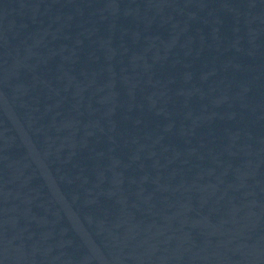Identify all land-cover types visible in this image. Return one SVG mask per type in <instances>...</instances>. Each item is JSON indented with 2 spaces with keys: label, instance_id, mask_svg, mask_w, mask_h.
I'll return each instance as SVG.
<instances>
[{
  "label": "water",
  "instance_id": "water-1",
  "mask_svg": "<svg viewBox=\"0 0 264 264\" xmlns=\"http://www.w3.org/2000/svg\"><path fill=\"white\" fill-rule=\"evenodd\" d=\"M22 0H0V47Z\"/></svg>",
  "mask_w": 264,
  "mask_h": 264
}]
</instances>
